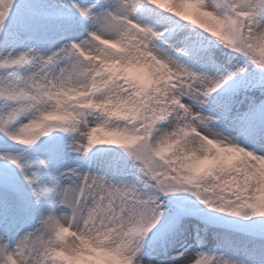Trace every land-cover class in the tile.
<instances>
[{
  "label": "snow or ice",
  "instance_id": "1",
  "mask_svg": "<svg viewBox=\"0 0 264 264\" xmlns=\"http://www.w3.org/2000/svg\"><path fill=\"white\" fill-rule=\"evenodd\" d=\"M0 264H264V0H0Z\"/></svg>",
  "mask_w": 264,
  "mask_h": 264
},
{
  "label": "rangeland",
  "instance_id": "2",
  "mask_svg": "<svg viewBox=\"0 0 264 264\" xmlns=\"http://www.w3.org/2000/svg\"><path fill=\"white\" fill-rule=\"evenodd\" d=\"M133 73H135L136 70H131ZM98 136L103 135V133H97Z\"/></svg>",
  "mask_w": 264,
  "mask_h": 264
}]
</instances>
